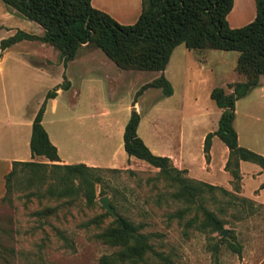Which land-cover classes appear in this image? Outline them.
<instances>
[{"label": "rangeland", "instance_id": "374dc122", "mask_svg": "<svg viewBox=\"0 0 264 264\" xmlns=\"http://www.w3.org/2000/svg\"><path fill=\"white\" fill-rule=\"evenodd\" d=\"M5 9L16 14L6 6ZM0 36L5 37L1 30ZM82 45L76 50L75 58L79 62L75 65L77 69L83 65V72L97 79L99 86L93 91H82L76 108L80 113L89 111L96 102L105 103L111 108L124 105L132 99L138 86L155 73L118 69L101 50L85 43ZM183 50L182 66H193L192 53ZM14 52L12 49L8 57ZM86 52L89 54L86 55ZM225 54L226 77L239 79L234 70H228L230 65L234 66L237 52L225 51ZM210 63L211 58L205 61V65L210 66ZM171 64L175 70L176 58ZM206 73L204 70L203 76ZM63 79L65 77L60 74L59 82ZM190 82L198 87L200 85L196 84L197 81ZM50 83L49 80H40L35 90ZM173 83L178 93L179 86L184 82L174 79ZM156 90L148 89L136 98L145 114L141 128L148 129L154 120L158 130L165 123L170 131H176L181 124L180 116L191 114L186 112L179 115L177 107L171 103L165 118L161 116L160 104L148 110L146 107L153 101ZM198 91L200 102L213 104L203 90ZM37 92L34 93L33 102L39 97ZM71 97L69 93L58 97L59 115H64L61 105L68 104ZM69 114L67 112V117ZM253 114L259 119L264 116L260 110ZM68 119L66 125L74 129L76 126ZM248 131L253 136L254 147L264 148V122L253 121ZM34 160L50 164L42 156ZM136 162L132 168L122 170H84L87 178L93 182L92 204L85 201V185L79 183L82 175L68 176L71 177L68 185L80 188L79 192L58 197L49 195L47 187L51 185L54 192L60 189L62 183L59 178L67 176L64 169L46 165L41 168L42 181L40 177L28 181V169L18 167L10 177L9 189L5 192L4 187L0 195V264H99L101 256L107 257V264H264V204L260 205L241 195L238 182L234 181L230 190L204 187L193 198L175 196L181 193L178 182L184 176L181 171L162 170L140 159ZM102 196L107 197L115 215L107 212L98 202ZM202 207L221 222L220 229H213V225L205 219ZM116 214L138 225V231L146 235L145 241L150 249L140 258L120 260L115 254L118 246H110L96 237ZM221 230L225 231V235H221ZM237 246L240 248L239 254L234 251Z\"/></svg>", "mask_w": 264, "mask_h": 264}, {"label": "crops", "instance_id": "0c3cea01", "mask_svg": "<svg viewBox=\"0 0 264 264\" xmlns=\"http://www.w3.org/2000/svg\"><path fill=\"white\" fill-rule=\"evenodd\" d=\"M0 3V30L5 36H0V39L13 34L17 29L41 35L42 28L37 23L9 13L4 4L1 1ZM89 3L93 8L107 13L120 24L133 23L140 12V0H89ZM254 15V0H232L225 19L228 26L234 28L250 22ZM81 47L83 45H80L78 49ZM12 49L15 50V54L8 57ZM183 49L192 53L195 62L193 66L187 68L182 66L185 53ZM87 54L89 52H86ZM75 55L63 64L58 50L53 46L38 40L26 39L12 43L1 50L0 195L4 191V175L10 170L12 162L31 160L29 137L32 119L44 100L46 92L50 90L48 88H54L62 83L59 82L60 74L68 81V86L57 88L52 97L44 100L40 120L48 140L56 148L58 164L81 163L93 168L121 170L132 168L134 164H137L138 159L128 156L124 151L122 133L130 111L134 110L139 114L136 134L151 153L168 157L173 167L185 170L184 176L193 181H201L230 190L232 177L225 168L229 152L227 146L213 135L210 138L207 153L203 151L204 136L207 132L216 129L221 111L209 97L211 88L219 86L225 92H229L231 89L227 87V84L243 80V76L238 74L232 65L228 70L230 72L234 70L240 78L234 80L231 76L226 77L225 50H191L185 48L182 43L176 45L162 71L172 87V93L164 96L159 88L148 87L139 94L141 96L148 89H157L154 92L153 101L146 108L151 110L157 108L159 104L162 105V118L167 116L169 103L175 104L179 115L189 112L191 114L189 116H180L181 124L176 131H170L165 123H162L158 130L154 120L148 129H142L145 114L139 107L138 99L133 101V97L124 105H115L112 108L105 103L96 102L90 106L89 111L81 113L76 111L82 91L95 90L99 82L97 79L90 78L85 71L83 72V65L77 69L75 64L79 60L75 58ZM174 58H176L175 70L171 68ZM209 58L212 60L210 66L205 65V61ZM113 65L115 66L114 63ZM204 70L208 72L205 76L202 74ZM154 72L148 81L159 74L158 71ZM174 79L184 82L179 86L178 93L174 88ZM40 80H49L52 83L35 90ZM190 80L197 81L196 84H200L199 87ZM198 90H203L213 104L200 102ZM35 91H38L39 97L33 102ZM63 93L72 94V97L68 104L61 105L64 115H59L58 97ZM259 110L261 114H264V74L258 76L257 84L244 96L235 100L232 121L238 146L264 157V148L254 147L253 136L248 131L253 126V121L264 122V116H260L259 119L253 114ZM67 112L70 113L68 117ZM68 118L76 126L74 129H69L70 125H66ZM88 118L91 119L90 122L87 121ZM237 167L240 194L263 205L264 169L257 163L247 160H238Z\"/></svg>", "mask_w": 264, "mask_h": 264}, {"label": "trees", "instance_id": "16d2710c", "mask_svg": "<svg viewBox=\"0 0 264 264\" xmlns=\"http://www.w3.org/2000/svg\"><path fill=\"white\" fill-rule=\"evenodd\" d=\"M0 1L17 15L37 23L42 28L41 35L15 30L13 34L0 39V50L22 39L38 40L57 49L59 58L65 64L74 57L78 47L85 43L101 50L120 69L158 71L156 77L137 88L133 101L148 87L159 88L164 96L172 93V87L162 71L172 49L180 43L191 50L236 51L234 70L243 76V80L227 84L231 89L229 92H225L219 86L211 88L209 97L221 111L216 129L204 136L203 151L207 153L213 135L227 146L229 152L225 168L232 177V184L239 179L238 160L257 163L264 169L263 156L238 146L232 125L235 100L244 96L257 84L258 76L264 74V0H254V18L234 28L229 27L225 19L232 0H140V12L131 24L116 22L107 13L93 8L89 0ZM67 86L68 81L64 79L62 83L46 92L44 100L52 97L57 88ZM44 100L31 122L29 137L31 160L12 162L10 170L4 175L5 192L9 189L10 177L16 173L18 167L28 169V181L35 177H40L42 181L44 176L41 168L49 165L52 168L64 169L67 174L59 178L62 186L57 192H54L51 185L47 187L49 195L64 197L79 192L80 188L68 185L71 178L68 176L78 174L83 176L79 183L85 185L83 187L85 201L92 204L93 182L87 178L84 170L93 167L81 163H56L58 161L56 148L48 140L40 123ZM138 120L139 114L131 110L122 133L126 154L162 170L181 171L184 174L185 170L173 167L168 157L151 153L136 134ZM36 156H42L50 164L35 161L33 158ZM178 182L181 193L178 192L174 194L175 196L193 198L204 187L225 191L219 186L193 181L186 176ZM201 210L205 219L213 225V229L221 228V222L214 218L210 211L204 207ZM138 227L116 214L112 222L102 228L96 237L110 246H118L119 250L115 254L120 260L137 259L150 249L145 241L146 235L141 234ZM234 251L239 254V246ZM107 263L106 256L99 258V264Z\"/></svg>", "mask_w": 264, "mask_h": 264}, {"label": "water", "instance_id": "95a60500", "mask_svg": "<svg viewBox=\"0 0 264 264\" xmlns=\"http://www.w3.org/2000/svg\"><path fill=\"white\" fill-rule=\"evenodd\" d=\"M98 202L105 208V210L112 215H115L113 208L108 204V200L106 196H102L101 198L98 199ZM221 235H225V231L221 230L220 231Z\"/></svg>", "mask_w": 264, "mask_h": 264}]
</instances>
